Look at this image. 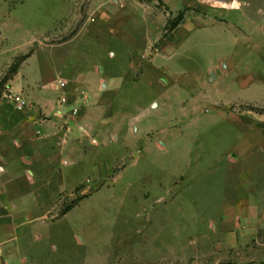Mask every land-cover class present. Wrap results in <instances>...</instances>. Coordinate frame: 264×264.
Wrapping results in <instances>:
<instances>
[{
	"label": "rangeland",
	"instance_id": "374dc122",
	"mask_svg": "<svg viewBox=\"0 0 264 264\" xmlns=\"http://www.w3.org/2000/svg\"><path fill=\"white\" fill-rule=\"evenodd\" d=\"M29 56L43 82L116 87L96 160L113 166L98 174L86 158L51 187L80 183L58 200L53 190L1 201L25 221L0 233H18L4 245L9 264L190 257L218 242L210 222L220 226L232 198H264V0H0V99Z\"/></svg>",
	"mask_w": 264,
	"mask_h": 264
},
{
	"label": "crops",
	"instance_id": "0c3cea01",
	"mask_svg": "<svg viewBox=\"0 0 264 264\" xmlns=\"http://www.w3.org/2000/svg\"><path fill=\"white\" fill-rule=\"evenodd\" d=\"M33 58L29 56L24 61L9 84L10 91L22 95L28 106L18 110L10 99H0V207L1 201L39 199L53 190L51 198L58 200L80 183L75 181L70 188L57 187L56 191L51 187L69 183L70 175L76 177L75 170L85 164L86 158L98 174L103 167L113 166L108 158L96 160L103 142H111L109 125L114 116L106 108L114 105L116 87L106 77L99 79L93 92L80 76H60L43 82L27 71ZM73 109L78 111L71 112ZM96 121L103 127L97 128ZM114 121L116 131L118 119ZM125 132L133 136L132 129ZM87 139L91 148L86 145ZM227 206L220 226L210 222V230L222 234L217 243L208 240L193 256L183 258L174 253L159 264H264V198L256 194L240 201L232 198ZM18 213L22 212H0V233L6 234L12 224L25 222L10 221ZM48 213L54 222L69 212ZM14 234L0 237V264H9V251L4 245L17 237L18 233ZM20 264L30 263L21 259Z\"/></svg>",
	"mask_w": 264,
	"mask_h": 264
},
{
	"label": "built area",
	"instance_id": "2783aa9c",
	"mask_svg": "<svg viewBox=\"0 0 264 264\" xmlns=\"http://www.w3.org/2000/svg\"><path fill=\"white\" fill-rule=\"evenodd\" d=\"M9 98L13 101V103L15 104L16 108L18 110H24L27 106H28V103L27 101L25 100V98L20 95V94H10L9 95ZM78 110L76 109L75 110V113L77 112Z\"/></svg>",
	"mask_w": 264,
	"mask_h": 264
},
{
	"label": "trees",
	"instance_id": "16d2710c",
	"mask_svg": "<svg viewBox=\"0 0 264 264\" xmlns=\"http://www.w3.org/2000/svg\"><path fill=\"white\" fill-rule=\"evenodd\" d=\"M19 69H15L16 73L18 72Z\"/></svg>",
	"mask_w": 264,
	"mask_h": 264
}]
</instances>
